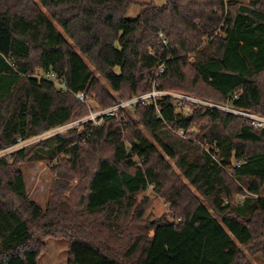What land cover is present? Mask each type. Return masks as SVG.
<instances>
[{"label": "trees", "instance_id": "trees-1", "mask_svg": "<svg viewBox=\"0 0 264 264\" xmlns=\"http://www.w3.org/2000/svg\"><path fill=\"white\" fill-rule=\"evenodd\" d=\"M131 3L0 0V151L86 116L77 93L102 109L155 86L264 117V0L149 1L129 20ZM172 103L1 157L0 264H37L54 237L68 240V264H252L264 251V128ZM33 160L54 161L44 210L19 168ZM149 186L169 218L144 217Z\"/></svg>", "mask_w": 264, "mask_h": 264}, {"label": "rangeland", "instance_id": "rangeland-1", "mask_svg": "<svg viewBox=\"0 0 264 264\" xmlns=\"http://www.w3.org/2000/svg\"><path fill=\"white\" fill-rule=\"evenodd\" d=\"M131 6L127 11V18L132 20L138 16V14L143 10L144 4L152 1L157 7H163L166 3V0H130ZM98 77V76H97ZM104 83V81L101 80ZM87 112L90 110L99 109L96 105L94 98L88 97ZM87 113V114H88ZM86 114V115H87ZM102 121L99 122L101 125ZM35 137L18 142V144L13 148H7L0 151V158H8L12 152L18 148H29L30 146L36 144L44 138L37 140ZM234 163V162H233ZM173 165V163L171 162ZM54 165V161L49 160H33L26 161L19 164V168L24 176L26 189L29 199L33 200L37 205L40 206L42 210L45 209L46 204L49 200L51 189L53 184H55V176L52 172L51 167ZM175 168V167H173ZM226 172L231 174L228 168L225 169ZM71 185H76L77 181L73 180L70 182ZM152 186H149L148 191L144 194H140L138 199L143 197L148 198V209L144 215L146 220L157 219L159 217L166 216L169 218V204H167L162 197L157 195ZM264 197V189L262 192ZM238 200L242 199L241 195L236 196ZM68 247L69 242L65 238H47L44 241V249L41 255L39 256L37 264H68ZM249 259L252 264H264V251L259 252L254 255H249Z\"/></svg>", "mask_w": 264, "mask_h": 264}, {"label": "built area", "instance_id": "built-area-1", "mask_svg": "<svg viewBox=\"0 0 264 264\" xmlns=\"http://www.w3.org/2000/svg\"><path fill=\"white\" fill-rule=\"evenodd\" d=\"M48 79L55 81L56 77L54 74H50L48 76ZM58 85L64 88V85L62 83L56 82ZM76 98L79 99L83 104H87V96L84 95V93H77L75 94ZM170 98L172 99V104L176 108V110L182 111L187 106L191 107H196L198 105L208 107L211 109H220L226 112H231L234 113L238 116H241L243 118H248L251 120V123L256 127V128H264V117H259L254 114H251L249 112H244L240 111L234 108H229L227 106H220L217 104H212L209 102H206L200 98H195L193 96L184 94V93H178L174 91H169V90H160L153 86L149 92L142 93L139 95H135L132 98L129 99H120L117 104L106 107V108H99V109H94L90 110V112L79 119L70 121L68 123H65L63 125L57 126L45 133H42L38 135L36 138L37 140L40 138H46L49 136H53L56 134H61L65 133L67 131L76 129V130H81L82 126L85 124H90L92 127L98 126L99 122L102 121L104 117H115V118H120L121 112L124 110H133L135 106L141 104V105H153L157 109V103L158 101L164 99V98ZM180 135L183 136V133H180ZM23 141V140H22ZM20 142V141H19ZM17 145V144H16ZM15 145V146H16ZM13 146V147H15ZM10 147V148H13Z\"/></svg>", "mask_w": 264, "mask_h": 264}]
</instances>
